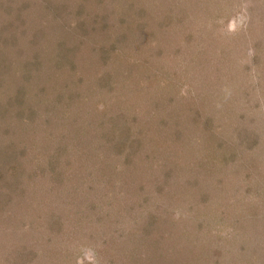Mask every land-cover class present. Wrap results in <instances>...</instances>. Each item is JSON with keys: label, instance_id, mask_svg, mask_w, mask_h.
<instances>
[{"label": "rangeland", "instance_id": "1", "mask_svg": "<svg viewBox=\"0 0 264 264\" xmlns=\"http://www.w3.org/2000/svg\"><path fill=\"white\" fill-rule=\"evenodd\" d=\"M0 264H264V0H0Z\"/></svg>", "mask_w": 264, "mask_h": 264}]
</instances>
